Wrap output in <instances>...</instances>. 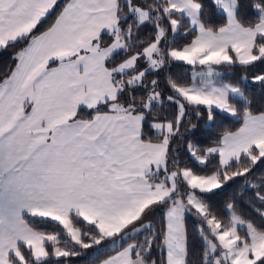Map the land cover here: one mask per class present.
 Masks as SVG:
<instances>
[{"label":"snow or ice","instance_id":"1","mask_svg":"<svg viewBox=\"0 0 264 264\" xmlns=\"http://www.w3.org/2000/svg\"><path fill=\"white\" fill-rule=\"evenodd\" d=\"M4 54L0 264H264V0H0Z\"/></svg>","mask_w":264,"mask_h":264},{"label":"trees","instance_id":"2","mask_svg":"<svg viewBox=\"0 0 264 264\" xmlns=\"http://www.w3.org/2000/svg\"><path fill=\"white\" fill-rule=\"evenodd\" d=\"M9 60V56L8 54H4L3 56H0V67L3 66V64L7 63ZM226 71V70H224ZM253 96V107L254 108H260V107H264V96L261 95V93L259 91L253 92L252 93ZM225 127H237L238 126V122L234 121V120H230L227 121L224 125ZM232 189H229L225 194L219 196L216 198V200L214 201V204L217 205V207L222 206V203L225 199V197L229 194H231ZM249 211H251L249 209ZM161 213H158V215ZM193 223L191 220L189 221V232H190V239H191V243L193 244V246L196 245L197 242V238L195 236V233L193 231ZM89 257L85 256L82 258H77L76 259V264H85V261L88 259Z\"/></svg>","mask_w":264,"mask_h":264}]
</instances>
